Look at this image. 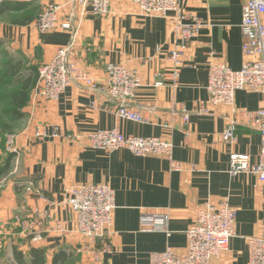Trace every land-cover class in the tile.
Listing matches in <instances>:
<instances>
[{
	"label": "crops",
	"instance_id": "obj_1",
	"mask_svg": "<svg viewBox=\"0 0 264 264\" xmlns=\"http://www.w3.org/2000/svg\"><path fill=\"white\" fill-rule=\"evenodd\" d=\"M1 2L20 5L13 12H0V44L8 52L37 67L68 47L70 65L96 81L106 77V64L135 71L142 87L131 106L147 123L114 116V104L102 90L88 96L82 93V85L75 84L49 101L32 91L14 135L16 158L8 157L5 172L10 177L0 188V250L8 252L15 246L27 252L33 244L48 262L54 254L65 252L72 264H148L151 253L167 247L183 252L184 232L193 225L199 205L225 201L236 211L235 236L210 264H247L245 238L261 235L264 187L249 173L229 175L228 166L232 153L248 155L252 164L258 162L260 136L248 114L263 108L264 103L261 95L244 91L236 93L234 107L210 104L206 88L211 66L238 70L251 60L242 53L239 29L245 0H177L182 14H194L204 25L184 54V63L193 70H179L176 79L165 55L175 43V13L164 18L144 16L131 0H112L104 17H95L87 8L72 40L66 31L43 34L35 28L36 12L51 2L60 7L58 24L75 27L80 10L72 0ZM260 22L264 28V15ZM156 82L162 86L153 88ZM180 103L185 105L187 122ZM166 124L169 129H163ZM50 125L68 136L116 128L124 137L160 138L171 143L172 159L181 171H171L166 159L138 158L123 149L105 154L91 149L84 138L32 139L35 129ZM231 125L235 142L225 135ZM100 183L115 193L108 248L79 236L67 206L72 188ZM156 216L167 217L168 235L141 223L142 217ZM20 221L35 223V241L27 239ZM82 247V253H77Z\"/></svg>",
	"mask_w": 264,
	"mask_h": 264
},
{
	"label": "built area",
	"instance_id": "obj_2",
	"mask_svg": "<svg viewBox=\"0 0 264 264\" xmlns=\"http://www.w3.org/2000/svg\"><path fill=\"white\" fill-rule=\"evenodd\" d=\"M112 0H72L80 10L79 20L75 27L67 23L58 24L60 7L49 3L40 10L35 28L38 33H47L55 30L71 33L75 39L82 18L89 8L95 17H104L110 12ZM142 15H155L166 17L176 14L174 28V45L166 49V57L173 66V76L176 79L179 70L191 71L193 66L184 63V54L188 47L199 36L204 23L196 15H185L180 12L177 0H131ZM264 15V0H245L242 4L240 33L243 40L242 53L251 58L238 70H231L225 66H211L208 69L206 88L210 104L225 107H234V97L238 92H252L262 96L264 103V28L260 22ZM160 52V48H156ZM68 47L60 49L48 59L37 65L36 76L38 82L34 87V93L46 100H56L65 90L75 84L82 85V93L90 95L92 92L102 90L107 98L114 104V116L127 122L146 124L138 110L131 106L136 92L142 87L139 74L129 71L120 64H106L103 81H96L82 69H75L67 59ZM164 78L165 75H156ZM162 83L156 82L153 88H159ZM183 120L188 121V114L184 112L185 105L180 103ZM174 111V110H172ZM202 113L205 111L202 109ZM249 120L257 126L260 136L258 162L252 164L248 155L232 153L229 159V175L249 173L257 182L264 187V107L250 112ZM169 129L170 125H164L163 129ZM234 125H231L225 135L235 142ZM87 140L91 149L102 151L105 154L123 149L138 158L157 157L166 159L171 171H181L179 163L172 159V145L156 137H124L118 130L99 129L86 134L68 136L55 126L35 129L32 139L37 141H66ZM7 154L16 158V142L14 135L6 138ZM10 175L3 174L0 178V188L8 180ZM115 193L107 184H84L78 185L70 191L67 201L76 222V231L79 236L90 243H98L108 248L111 231L113 228V213ZM235 209L225 201H216L199 205L194 214V223L184 232L186 246L182 253L174 252L167 247L161 252H153L149 257L148 264H210L226 251L230 241L235 236ZM141 223L152 226L159 232L169 234L168 219L165 216L142 217ZM25 236H31L36 229L35 223L21 222ZM259 237L245 238L246 250H248L247 264H264V214L260 224ZM83 247L77 249L82 253ZM98 258V256H95Z\"/></svg>",
	"mask_w": 264,
	"mask_h": 264
},
{
	"label": "rangeland",
	"instance_id": "obj_3",
	"mask_svg": "<svg viewBox=\"0 0 264 264\" xmlns=\"http://www.w3.org/2000/svg\"><path fill=\"white\" fill-rule=\"evenodd\" d=\"M39 14L40 12H36L37 19ZM19 62H22V65ZM36 68L33 62L11 54L0 44V174L5 173L4 169L9 162L6 138L9 135H15L21 120V118L15 119L16 114L12 111L15 106L16 92L21 89L26 80L30 79L33 82V79L37 78ZM33 90L34 87L29 93L32 94ZM19 113L23 114L24 110ZM0 264H15L11 251L3 253L0 250Z\"/></svg>",
	"mask_w": 264,
	"mask_h": 264
},
{
	"label": "trees",
	"instance_id": "obj_4",
	"mask_svg": "<svg viewBox=\"0 0 264 264\" xmlns=\"http://www.w3.org/2000/svg\"><path fill=\"white\" fill-rule=\"evenodd\" d=\"M19 3L14 2V3H9V2H1L0 3V12L2 10H9L12 11L14 9H18L19 7ZM20 65H22V62H19ZM33 69V67H32ZM38 77L32 80L28 79L25 81V84H23L21 86L20 90H17V94L15 97V106H14V110H12L14 112L15 115V119L17 118H23L24 114L19 113V111L22 110V108L26 105L28 99H29V91L32 89V87H35L37 82H38ZM32 82V83H30ZM8 165V164H7ZM6 165V167H7ZM6 170V169H4ZM7 171L5 173L0 174V178L2 177L3 174H6ZM27 239H29V241H31V236H26ZM11 256L13 258V261L15 264H69L71 263L68 254H66L65 252H58L56 254H54L53 258L51 259L50 262H48L46 260V257L43 253V251L38 248L37 246L35 247L33 244H30L29 246V250L27 252H24L22 250H19L17 247L12 246L11 247Z\"/></svg>",
	"mask_w": 264,
	"mask_h": 264
}]
</instances>
